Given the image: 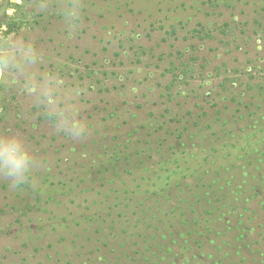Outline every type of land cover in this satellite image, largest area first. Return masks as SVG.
<instances>
[{
	"label": "rangeland",
	"instance_id": "rangeland-1",
	"mask_svg": "<svg viewBox=\"0 0 264 264\" xmlns=\"http://www.w3.org/2000/svg\"><path fill=\"white\" fill-rule=\"evenodd\" d=\"M66 2L34 14L35 0H0V39L34 40L38 70L81 89L89 126L72 139L20 83L0 79V131L23 136L37 161L24 185L0 174V264H220L195 248L154 249L164 242L151 238L156 198L146 197L215 165H242L261 139L251 130L217 145L199 130L213 117L246 116L254 109L244 105L264 98V0H79L74 28L61 14ZM247 172L255 174L245 166L223 175L239 185ZM191 190H183L190 201ZM245 223L230 228L260 235L250 248L264 264V211Z\"/></svg>",
	"mask_w": 264,
	"mask_h": 264
},
{
	"label": "trees",
	"instance_id": "trees-1",
	"mask_svg": "<svg viewBox=\"0 0 264 264\" xmlns=\"http://www.w3.org/2000/svg\"><path fill=\"white\" fill-rule=\"evenodd\" d=\"M261 94L264 95V91ZM261 99H255V102L244 105L254 109L246 116L230 115L221 123L213 117L212 124L202 123V128L199 130L209 129L210 132H208L212 137H217L215 139L218 142L217 145L220 142L225 145L232 144L237 137L240 139L246 131L252 130L260 133L261 139L255 148L242 158L240 161L242 165H215L213 170L197 173L192 179L191 177H181L180 183L171 180V183L167 185L169 189L161 191V193H151L146 197L149 201L156 198L153 201L156 205L149 208L150 212L147 215L152 220L151 223H146L151 230V238L153 240L163 238L161 240L164 242L160 247L154 249L160 248L168 251L169 246L175 244L181 253L183 251L192 252L195 248L202 258L205 257L215 262L218 260L217 262L220 264H260V261L255 263V255L260 252L252 251L250 248L256 246L258 240L256 238L260 235L252 232L256 238H252L250 235L245 239L242 235L245 234V229L237 230L235 233L230 227L241 219L247 222L245 224L252 223L264 211V98ZM244 100L245 98L237 103L241 105ZM223 109L229 108L225 106ZM194 124L196 127L198 126V124ZM157 125L159 128H165L167 123L158 122ZM245 166L251 168L255 174L247 172L242 184L238 185L237 182L232 181V178L225 177L229 174L223 175V170L226 167L236 170ZM247 177L249 180L257 181L258 189L250 186ZM242 178L240 177L237 181ZM192 187L194 193L190 198L191 202L183 190L191 193ZM172 190H176L177 194L170 193ZM173 196L176 198V207L171 209L170 201ZM164 197L165 204L160 205L158 201ZM241 225L243 226V224L239 226ZM261 242L264 243L263 238H261ZM149 245L152 246V244H148L145 247L147 252H149ZM212 250H214L213 253H211ZM198 256L192 255L193 260ZM199 261L196 259L194 262L198 264ZM146 262L147 260L142 264H147Z\"/></svg>",
	"mask_w": 264,
	"mask_h": 264
},
{
	"label": "clouds",
	"instance_id": "clouds-1",
	"mask_svg": "<svg viewBox=\"0 0 264 264\" xmlns=\"http://www.w3.org/2000/svg\"><path fill=\"white\" fill-rule=\"evenodd\" d=\"M49 4L50 0H35L34 14L45 13ZM61 14L67 26L76 27L80 20L79 0H67ZM43 60L36 42L30 38L18 35L0 39V79L10 76L20 83L22 92L55 122L59 132L74 140L86 138L89 126L79 116L82 106L76 101L81 89L66 84L54 71H39L37 66ZM36 163L23 136L11 130L0 131V174L14 186H21L29 181Z\"/></svg>",
	"mask_w": 264,
	"mask_h": 264
}]
</instances>
